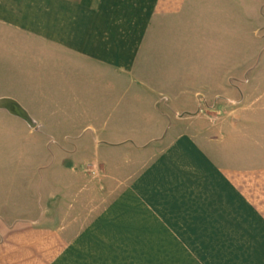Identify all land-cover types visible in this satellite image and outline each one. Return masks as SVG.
I'll return each instance as SVG.
<instances>
[{
    "label": "crops",
    "instance_id": "crops-1",
    "mask_svg": "<svg viewBox=\"0 0 264 264\" xmlns=\"http://www.w3.org/2000/svg\"><path fill=\"white\" fill-rule=\"evenodd\" d=\"M193 1L0 0V53L15 63L18 33L37 38L31 69L77 70L79 60L89 69H140L145 54L173 52V23L178 35L190 36L187 23L204 19ZM67 10L77 21L87 13L88 28L41 25L60 20ZM49 58H55V66L47 65ZM64 59L72 64L63 66ZM179 68L183 74L176 79L121 77L99 85L135 86L145 92V101L165 96L168 102H183L185 113L198 100L216 102L213 119L199 115L197 126L186 117L182 128L155 123L151 129L65 130L71 140L57 141L54 157L35 170L27 188L9 190L3 202L0 196V264H130L128 246L141 245L134 240L143 230L152 236L172 231L173 243L156 245H192L201 244L197 240L213 229L208 224L225 221L228 213L227 222L237 214L239 223L234 211L239 175L257 168L254 155L243 154L247 159L241 160V149L264 150V89L256 93L249 87L264 82V62L184 61ZM61 80L63 104V87L81 79ZM91 84L87 79L85 85ZM240 94L243 106L226 104L240 100ZM111 96L102 94L101 100ZM115 96L122 101L127 94ZM147 149L164 151L143 168L140 155ZM260 165L264 168V161Z\"/></svg>",
    "mask_w": 264,
    "mask_h": 264
},
{
    "label": "rangeland",
    "instance_id": "rangeland-1",
    "mask_svg": "<svg viewBox=\"0 0 264 264\" xmlns=\"http://www.w3.org/2000/svg\"><path fill=\"white\" fill-rule=\"evenodd\" d=\"M193 2L204 11L198 18L205 16L198 22L187 23L186 29L190 36L178 35V23H173L170 29H175L177 33L173 39V52L168 55L147 53L144 55L143 67L132 71L119 72L98 66L89 69L84 60L74 62L79 67L77 70L31 69L30 61L35 60L33 54L39 50L37 38L19 37L17 33L15 63H9L7 55L0 53L1 202L9 190L15 192L27 188V182L35 170L54 157L57 141L71 140L70 134H67L71 129H151L155 123L182 128L186 117L199 126L197 117L207 115L210 118L217 108L216 102L202 104L198 100L193 103V111L185 113L183 102H168L164 100L165 96L162 97L164 101H145V92L138 91L135 86L99 85L103 79H176L183 74L179 67L184 61L264 62V0ZM67 12L62 18L59 17L60 20H49L41 25H46L47 29L63 31L88 28L87 13L79 14L77 21L71 10ZM29 24L33 28L39 27V23ZM64 61L63 66L72 64L66 59ZM47 65L55 66V58H49ZM72 77L80 78L81 84L63 87L65 100L62 104L58 100L62 88L58 82L63 79L61 81L70 83L68 79ZM89 78L92 84L85 85ZM249 87L254 88L256 93H261L264 82L257 83L256 87ZM105 93L111 94L112 100H101ZM124 93L127 94L124 96L125 100L120 101V96H115ZM73 97L76 99H72ZM244 100L240 94V100L226 104L243 106ZM250 100L254 101L256 97L251 96ZM8 101L14 103L17 110L23 111V115L16 109L12 111L1 105ZM161 115H166L167 118L159 117ZM130 135L129 133V137ZM163 151H141L143 168ZM248 153L254 155L257 168L250 172L241 171L239 175V199L234 200V211H238L239 223L236 220L237 214L232 223L227 222L226 219L231 216L228 213L224 217V223L208 224L213 229H208L207 234L203 233L207 235L205 238L197 240L201 244L192 245H156L158 242L173 243L175 240L172 239V231L165 230L160 235L152 236L151 231L143 230V235L134 240L140 241L141 245L128 246L129 263L264 264V168L260 165L264 161V150L241 149V160H246L247 156L244 155ZM135 169L138 173L140 167L136 166ZM175 232L178 233L173 230ZM191 233L193 237L200 236L198 231Z\"/></svg>",
    "mask_w": 264,
    "mask_h": 264
},
{
    "label": "bare ground",
    "instance_id": "bare-ground-1",
    "mask_svg": "<svg viewBox=\"0 0 264 264\" xmlns=\"http://www.w3.org/2000/svg\"><path fill=\"white\" fill-rule=\"evenodd\" d=\"M1 105H3L5 108H10L11 110H15L14 103L12 102H2ZM23 114V111H22Z\"/></svg>",
    "mask_w": 264,
    "mask_h": 264
},
{
    "label": "water",
    "instance_id": "water-1",
    "mask_svg": "<svg viewBox=\"0 0 264 264\" xmlns=\"http://www.w3.org/2000/svg\"><path fill=\"white\" fill-rule=\"evenodd\" d=\"M15 109H16V108H15ZM16 110H17V109H16ZM12 111H14V110H12ZM17 112L20 113L21 115H23L21 110H17Z\"/></svg>",
    "mask_w": 264,
    "mask_h": 264
}]
</instances>
